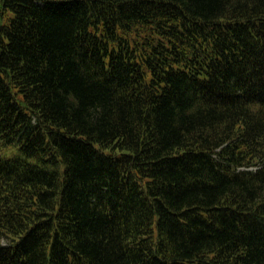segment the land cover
<instances>
[{
    "label": "trees",
    "instance_id": "16d2710c",
    "mask_svg": "<svg viewBox=\"0 0 264 264\" xmlns=\"http://www.w3.org/2000/svg\"><path fill=\"white\" fill-rule=\"evenodd\" d=\"M0 264H264V0H0Z\"/></svg>",
    "mask_w": 264,
    "mask_h": 264
},
{
    "label": "rangeland",
    "instance_id": "374dc122",
    "mask_svg": "<svg viewBox=\"0 0 264 264\" xmlns=\"http://www.w3.org/2000/svg\"><path fill=\"white\" fill-rule=\"evenodd\" d=\"M20 151L17 146L3 147L0 145V157L11 159L20 156Z\"/></svg>",
    "mask_w": 264,
    "mask_h": 264
}]
</instances>
